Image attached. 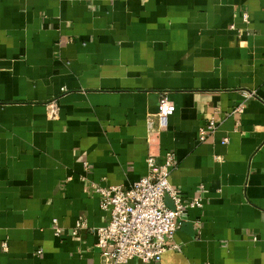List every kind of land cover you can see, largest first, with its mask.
Returning <instances> with one entry per match:
<instances>
[{"label":"crops","instance_id":"obj_1","mask_svg":"<svg viewBox=\"0 0 264 264\" xmlns=\"http://www.w3.org/2000/svg\"><path fill=\"white\" fill-rule=\"evenodd\" d=\"M168 151L202 206L120 264H264V0H0V264H103L97 188Z\"/></svg>","mask_w":264,"mask_h":264},{"label":"built area","instance_id":"obj_2","mask_svg":"<svg viewBox=\"0 0 264 264\" xmlns=\"http://www.w3.org/2000/svg\"><path fill=\"white\" fill-rule=\"evenodd\" d=\"M173 111V104L164 95L158 113L162 126ZM216 129L217 123L211 119L201 127L200 139H205ZM146 162L147 173L130 186L109 185L97 188L101 196V207L110 216L105 225L95 228L97 245L102 249L103 264H120L137 258L143 262H159L166 251L179 247L174 236L180 227L177 219L186 204L191 207L202 206L199 198L186 202L172 186L170 175L176 164L173 151L165 153L163 162H159L154 154H149ZM167 196L173 200V207L166 204ZM54 222L56 234L59 235L57 221ZM86 226V221L79 220L74 232L77 234Z\"/></svg>","mask_w":264,"mask_h":264}]
</instances>
